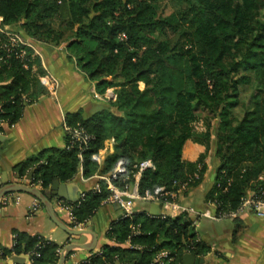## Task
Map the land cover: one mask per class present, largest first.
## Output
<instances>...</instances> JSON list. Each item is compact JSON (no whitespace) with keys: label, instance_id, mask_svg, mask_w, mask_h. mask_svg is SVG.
<instances>
[{"label":"trees","instance_id":"trees-1","mask_svg":"<svg viewBox=\"0 0 264 264\" xmlns=\"http://www.w3.org/2000/svg\"><path fill=\"white\" fill-rule=\"evenodd\" d=\"M177 4L162 16L155 0H0V28L15 27L33 40L67 42L100 93L116 89L114 99L91 115H67L70 126L92 135L88 146L79 149L67 134L64 147L46 148L18 165L21 176L32 171L29 183H40L47 192L55 179L68 182L80 171L85 178L110 173L120 159L130 182L135 164L151 159L156 168L143 172L140 193L187 183L186 193L203 181L213 146L217 164L206 200L216 203V213L238 210L248 191L264 193V0ZM22 47L24 58L18 55ZM33 53L31 47H12L0 30V132L3 123L18 122L25 106L47 92ZM255 82L239 117L234 110L246 106L240 88ZM201 108L218 118L214 130L212 118L205 130L196 128ZM111 139L114 150L100 165L93 155ZM187 140L206 147L196 161L183 158ZM117 185L123 187L124 179ZM108 195L105 187L87 192L75 204L77 220L87 222ZM191 224L185 215L162 218L141 211L119 218L109 235L122 243L132 235V225H139L133 247L104 245L81 264H154L162 249L172 252L170 264H181L186 250L206 251ZM59 249L46 237L23 231H15L11 249L4 248L7 255L29 254L24 264H57Z\"/></svg>","mask_w":264,"mask_h":264},{"label":"crops","instance_id":"crops-1","mask_svg":"<svg viewBox=\"0 0 264 264\" xmlns=\"http://www.w3.org/2000/svg\"><path fill=\"white\" fill-rule=\"evenodd\" d=\"M6 26L5 28H9ZM14 28V27H13ZM32 39V38H31ZM33 57L40 61L44 73L39 76L47 92L37 100L28 103L18 122L9 125L3 123L0 132V188L15 182L29 183V175L21 176L18 165L39 152L50 147H64L66 144L67 115L80 113L89 116L99 110L105 99L99 95L95 81H92L85 71L77 64L76 58L71 55L67 42L59 44L52 41L33 40ZM38 69L37 62L33 70ZM54 81L57 87L53 86ZM114 150V141L107 140L102 151L103 159ZM206 151V147L193 140H187L183 147V158L196 161ZM212 152H210V155ZM208 164V158H207ZM209 166V165H208ZM214 166H209L203 181L186 193H181L180 202L201 213L210 210L215 213L216 206L207 202L206 194L213 184L204 185L208 179L214 177ZM98 172L90 178H85L80 171L72 180L62 182V196L52 195L50 187L48 195L52 196V203L59 217L71 228L69 213L60 207L61 200L75 203L82 193L92 191L100 181ZM43 190V188H40ZM20 199L5 206L0 205V245L11 249L14 244L15 231L29 234H39L60 245V257L64 248L70 243L90 244L95 241L92 250L74 248L66 257L65 264H80L88 259L92 253L101 251L104 245L131 247L129 240L119 242L115 236H110V227L119 220L121 208L116 203H105L85 223V230L91 233L71 235L57 225L48 214L41 201L35 209L36 197L29 193L15 192ZM14 196V195H11ZM155 203V202H153ZM158 203V202H157ZM152 203L136 201L137 212L150 213ZM163 211L159 203V213ZM192 221L191 229L197 235L206 251L197 254L194 251H185L181 264H184L186 253L194 254L198 262L192 264H264V217H259L250 210L243 209L235 216L211 219L198 217L196 213L189 215ZM25 263L29 262V256ZM0 258V264H14L12 257ZM59 262V261H58ZM58 264V263H57Z\"/></svg>","mask_w":264,"mask_h":264},{"label":"built area","instance_id":"built-area-1","mask_svg":"<svg viewBox=\"0 0 264 264\" xmlns=\"http://www.w3.org/2000/svg\"><path fill=\"white\" fill-rule=\"evenodd\" d=\"M3 32H5L8 36L9 43L12 47L17 46H25L34 48L33 42L30 38H24L19 33L14 31H9L6 29L0 28ZM22 58L26 55V49L22 47L20 53L18 54ZM54 87H57V83L54 81ZM64 128L66 131V135H70V140L72 143H76L79 149H84L88 146L90 140L92 139V135L87 132L82 126H70L67 122L64 124ZM112 140V139H111ZM114 141V140H113ZM105 148V147H104ZM103 148V149H104ZM101 149L98 153L93 155V159L98 162L100 165L103 164L104 159L102 157ZM136 170L133 172V179L130 182H126L129 179L128 170L126 166V162L124 159H120L115 168L110 173H101L99 174L100 181L95 185L93 191L102 192L103 187H105L109 191V195L104 200L105 203H116L121 208V216L120 218H131L137 211L135 209L136 201H149L151 203L158 202L161 204L163 211L157 215L150 214L153 217H176L180 215H185L189 217V215L196 213L198 217H208L211 219H220L222 217H232L237 214L238 211L247 209L255 213L259 217H264V193H258L256 191H248L247 195L243 198L241 205L238 210L232 211L230 213L218 214L212 213L210 210H206L204 212L198 213L195 212L191 207L180 202L181 193H184L185 189H187V183L180 186L177 190H169L165 186L156 187L154 190H146L144 193H140L139 191V182L142 177V174L147 169H155V164L151 159H145L135 164ZM197 176V175H196ZM123 178L125 181V185L120 187L117 185V182ZM30 186H35L38 188H42L40 183H28ZM87 192L82 193L81 198L75 203H68L65 200H61L60 207L62 210H65L69 213L71 224L75 228H84L86 222H80L77 220L74 208L75 204H80L82 199H84L85 194ZM14 195V196H11ZM20 199L19 194L9 193L5 195L1 201L0 205H7L11 202L18 201ZM37 203L34 209L40 205L38 199L35 200ZM214 206H216L215 202H212ZM112 226L110 227V230ZM141 231L139 229V225H132V235L129 237V241L131 243V247H133V243L131 242V238L134 235L140 234ZM197 242L200 240L197 238ZM137 248H142V246H135ZM195 248V244L191 246ZM190 251V250H186ZM29 256V254H26ZM9 255L6 254L4 248L0 245V258H7ZM30 257V256H29ZM174 259L172 256V252L168 249L160 250L154 258V264H170V262ZM87 260V259H86ZM83 261V262H86ZM82 262V263H83ZM81 264V263H80Z\"/></svg>","mask_w":264,"mask_h":264},{"label":"water","instance_id":"water-1","mask_svg":"<svg viewBox=\"0 0 264 264\" xmlns=\"http://www.w3.org/2000/svg\"><path fill=\"white\" fill-rule=\"evenodd\" d=\"M32 174V172H31ZM65 184L61 183L59 179H55L50 187V192L52 195H59L62 196L61 189L63 188ZM15 192H21V193H29L34 195L39 201L42 202V204L45 206L48 214L50 215L51 219L59 225L61 228H63L65 231H67L71 235H80L82 233H91L96 237V234L93 231L85 230V229H74L69 227L58 215L57 211L55 210L53 203H52V196L48 195L47 192L43 191L42 189L30 186L25 183L15 182L7 184L0 188V201L1 199L9 194V193H15ZM150 213L153 215L159 214V203L155 202L152 203ZM95 245V241L90 244H79V243H70L65 246L62 256L59 259L58 264H65V260L67 255L74 249V248H83L87 250H92ZM184 264H192V261L198 262L200 259H198L194 254L192 253H186L184 255ZM12 262L14 264H24L25 263V257L22 255H15L12 257ZM119 264V263H117ZM134 264V263H132Z\"/></svg>","mask_w":264,"mask_h":264},{"label":"rangeland","instance_id":"rangeland-1","mask_svg":"<svg viewBox=\"0 0 264 264\" xmlns=\"http://www.w3.org/2000/svg\"><path fill=\"white\" fill-rule=\"evenodd\" d=\"M155 2L159 5V13L162 16L169 15L173 11L177 10V6H179L177 4V0H155ZM4 29H6V28H4ZM7 30L17 32L15 27L13 28L12 26L7 28ZM140 85L143 86V83H140ZM256 85H257V82L253 83L252 85L241 86V88H240L241 89V99L245 101L246 106H239L234 110V112L239 117H242L245 109L250 104V99H251L252 93L256 89ZM115 91H116L115 88H107L105 93H100L99 91L98 92H99V95H101L106 100L105 102H108V101H111L114 99ZM198 114L200 115V120L196 122L195 126L199 131L205 130L206 129L205 123L208 121V119L212 118V115L208 114V111L204 110L203 108L198 109ZM218 122H219L218 118H212L211 119L212 130H214L218 126ZM210 152H212L211 155H210ZM210 152H209L208 157H207L208 158V165L212 166V167L214 166V168H215V166L217 164V158L215 157V155L213 153L214 152L213 146H212V150H210ZM214 171H215V169L213 170V172ZM213 178L214 177L208 179V181H206L204 185H206V186L210 185V183L213 181Z\"/></svg>","mask_w":264,"mask_h":264}]
</instances>
